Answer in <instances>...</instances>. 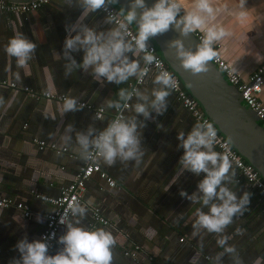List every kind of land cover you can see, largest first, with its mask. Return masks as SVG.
Wrapping results in <instances>:
<instances>
[{
  "label": "crops",
  "instance_id": "obj_1",
  "mask_svg": "<svg viewBox=\"0 0 264 264\" xmlns=\"http://www.w3.org/2000/svg\"><path fill=\"white\" fill-rule=\"evenodd\" d=\"M213 2L217 7L225 3L229 6V10L218 13L215 21L231 32L217 43L219 55L234 72L247 79L264 60V0H247L249 17L244 24L235 17L238 0ZM185 3L190 6L191 0H185ZM81 12L79 7H69L63 0H48L34 10L16 13L0 10V81L13 82L16 86H0V97L4 101L0 105V195L13 202L21 201L31 210V214L24 217L13 205L0 207V264H10L20 258L15 247L19 240L25 237L30 242L39 240L44 214L52 206L34 194L55 198L60 188L72 180L86 153L77 142V133H86L92 127L94 137L98 130L104 129L114 111L107 107V101L118 99L119 90L128 89L134 78L121 84L99 82L83 70L65 77L62 55L68 35L66 25L76 23ZM104 19L98 11L83 22L106 31L112 25H106ZM17 33L37 44L35 57L27 69L17 68L15 58L4 51L8 40ZM72 55L78 63L83 59L82 50ZM128 55L130 59H138L141 66L140 53ZM17 72L21 77L19 81L16 80ZM156 76L147 74L137 87L149 99H152L154 89L163 87L154 83ZM23 87L27 90H22ZM44 91L54 96L70 94L77 102L89 104L92 109L83 107L61 113L63 101L44 99ZM168 91L167 108L162 115L153 110L147 119L137 116L144 124L138 129L143 150L139 164L119 157L108 164L100 155V168L113 178L115 186L108 187L103 179L93 174L85 183L79 204L85 208L84 216L73 215L68 221L89 230L105 228L111 231L117 241L112 264H214L216 254L223 251L217 244L218 234L202 231L193 235L194 213L200 205L179 195L181 189L189 195L197 192L198 183L205 174L196 176L179 163L184 149L179 146L177 137L183 132L186 138L196 122ZM258 99L264 106V80ZM136 102L137 98L133 96L130 107L125 110V118L135 115L131 106ZM97 107L103 109L99 119L93 114ZM68 125H72L70 131ZM32 138L65 147L66 151L55 153L47 147L39 149ZM233 171L232 167L229 175ZM233 177L231 181H225V185L238 197L244 192L251 193L250 203L243 215L233 218L223 235L228 237L229 246H235L240 264H264V199L235 183ZM94 208H98L107 220L105 225L92 219ZM238 228L242 229L241 233H237ZM66 231L67 224L58 229L49 249L50 255L63 248L58 241ZM135 245L138 249L134 257L126 255L125 252ZM204 255L210 259L203 258ZM220 264H235L233 255L225 253Z\"/></svg>",
  "mask_w": 264,
  "mask_h": 264
},
{
  "label": "clouds",
  "instance_id": "obj_2",
  "mask_svg": "<svg viewBox=\"0 0 264 264\" xmlns=\"http://www.w3.org/2000/svg\"><path fill=\"white\" fill-rule=\"evenodd\" d=\"M63 3L82 10L76 23L66 25L68 35L62 55L65 77L83 70L85 73L90 72L92 78L99 82L106 80L121 84L131 77L142 82L148 69L142 68L138 59H130L128 53H143L146 64H158L157 57L148 51V41L169 30H175L183 37L191 33L202 34L195 52L186 49L180 39L171 41L169 47L175 48L185 70L193 75L206 74L210 71L211 62L219 58L214 45L231 35L227 28L215 23L218 13L229 10V6L225 3L217 7L213 0H191L190 6H186L185 0H154L151 6L147 0H127L118 13H109L105 17L104 23L112 25L106 31L97 30L95 26L89 27L83 21L100 10L106 11L109 6L119 4L120 0H63ZM246 4L247 0H238L235 17L240 24H244L249 17ZM133 24L137 26L136 36L128 39V29ZM36 49L37 44L21 33L12 36L4 46L6 54L14 57L17 68L22 69H27L35 57ZM81 50L83 59L78 63L72 54ZM20 79L17 72L16 80ZM154 83L163 87L152 91V99L137 88H121L118 99L107 101V107L116 109L117 115L94 137L95 129L92 127L86 133H77L78 144L85 151L93 147L108 164L114 163L117 157L124 161L135 160L139 164L143 150L138 129L143 128L144 124L137 120V116L147 119L153 110L162 115L167 108L168 89L176 86L173 76L167 71L157 75ZM133 96L137 98V102L131 106L135 115L125 118L123 109L130 107L129 101ZM3 103L0 97V105ZM83 107V103H78L77 98L69 94L63 100L61 113L78 111ZM68 129L70 131L72 125H68ZM177 138L179 146L184 149L180 165L196 176L205 174L198 183L197 192L189 195L181 189L179 193L194 205H200L194 213L193 235L202 231L218 234L220 238L217 244L223 251L216 254L214 264H220L225 253L232 254L235 264H240L235 246L227 244L228 237L223 233L233 223L234 217L248 210L251 193L244 192L238 197L235 191L225 185L224 182L231 181L235 172L229 175L232 168L229 156L213 150L217 142V129L213 123L197 122L186 138L183 132ZM69 209L74 216L83 217L85 214V208L79 204H69ZM66 215L61 217V224L66 223ZM40 219L38 216L37 220ZM76 224L79 225L80 221L77 220ZM236 231L241 233L242 229ZM48 239L45 237L30 242L25 237L19 240L15 247L20 258L10 264H112L113 248L117 243L112 232L105 228L89 230L70 222L67 223L66 233L59 237L58 242L63 248L55 255L49 254Z\"/></svg>",
  "mask_w": 264,
  "mask_h": 264
},
{
  "label": "built area",
  "instance_id": "obj_3",
  "mask_svg": "<svg viewBox=\"0 0 264 264\" xmlns=\"http://www.w3.org/2000/svg\"><path fill=\"white\" fill-rule=\"evenodd\" d=\"M47 2L48 0H30L24 2H8L6 0H0V10L15 13L26 10H34L39 6L46 4ZM100 12L105 17L109 13H118L117 10L113 7V5L109 6L106 11L100 10ZM128 31L130 33L128 39H133L136 36V32L131 26H129ZM193 35L200 44L202 34L193 33ZM214 47L217 48L218 51V44L214 45ZM147 48L148 51H150L153 55L157 57V61L159 62L158 64L156 62H153L152 64H146L143 60L144 54L140 53L142 55L141 67H146L148 69L147 74L152 73L159 75L164 71L169 72L173 76V79L176 84L175 88H171L169 90L174 94L176 100L181 103V106L185 110H187V112L190 114V116L196 123L203 121L211 122V120L199 108L196 101L185 90L178 77L173 74L172 71L166 66L163 59L156 52L154 46L148 43ZM212 64L218 69L225 81L236 90L238 96L242 100L245 107L250 109L254 113V115L260 120V122L264 123V106L258 99V95L261 91L264 80V60H262L256 66V68L249 74L247 79L241 78L238 73L234 72L230 68V66L220 57V55L217 60L212 61ZM140 84L141 82L138 81L136 77H134L133 80L128 84V90H132V88H137ZM1 85H7L11 88H15V84L13 82L0 81V86ZM22 90L26 91L27 87H23ZM33 97L39 99V97ZM42 97L47 100L55 101H63L65 98L64 96H54L49 91L42 92ZM78 103H83L84 107L92 109L89 104H85L84 102ZM125 110L126 109H123V115H125ZM93 111L95 118L99 119L102 116L103 109L101 107H97L93 109ZM98 113L100 115H98ZM116 115L117 111L116 109H114L110 121ZM102 130L103 129L98 130L95 135H97ZM31 141L35 143L39 149L47 147L53 150L55 153H62L66 151L65 147H57L54 143L46 144L44 141L38 140L36 138H32ZM214 148L217 152L227 154L229 156V159L232 163V167L237 170L236 182H241V184L247 189H251L255 193L261 194L264 197V180L259 176V174L249 163H246L240 157V155L231 147L229 142L225 138H223L218 132L217 142L214 144ZM99 156L100 155L93 147H89V149L83 155L82 165L74 173L72 180L65 186L60 188L58 195L55 198H49L44 195L34 194L36 198H39L40 200L47 202L48 204H50V206H52V209L44 214V226L39 233V240L45 237L49 238V249L56 239L58 229L60 227L65 226L69 219L73 217V214L69 209V204H80L82 202V194L85 190V183L93 174L96 173L99 178L103 179V181L108 187L115 186L113 178L100 169V165L98 162ZM9 205H13L15 208L20 209L24 217H28L31 214L30 208L25 203L21 201L13 202L11 199L2 197L0 195V207H7ZM65 214H67L66 223L61 224L59 221L62 216H65ZM91 217L94 221L102 225H105L107 223V220L104 218L98 208L92 209ZM53 233L55 234L54 237L52 236ZM178 240L181 241L182 238H179ZM137 249L138 246L135 245L132 250L125 252V254L133 258ZM203 258L210 259L207 255H204Z\"/></svg>",
  "mask_w": 264,
  "mask_h": 264
},
{
  "label": "water",
  "instance_id": "obj_4",
  "mask_svg": "<svg viewBox=\"0 0 264 264\" xmlns=\"http://www.w3.org/2000/svg\"><path fill=\"white\" fill-rule=\"evenodd\" d=\"M30 1V0H21ZM154 0H147L149 6ZM127 0L113 5L119 11ZM135 32L137 26L130 25ZM180 39L186 49L195 52L200 45L193 33L181 36L175 30L151 38L153 45L166 66L175 74L188 94L211 120L217 132L225 138L240 157L249 163L264 180V127L254 113L245 107L236 90L229 85L218 69L212 64L206 74L193 75L182 67L175 48L169 47L171 41Z\"/></svg>",
  "mask_w": 264,
  "mask_h": 264
},
{
  "label": "trees",
  "instance_id": "obj_5",
  "mask_svg": "<svg viewBox=\"0 0 264 264\" xmlns=\"http://www.w3.org/2000/svg\"><path fill=\"white\" fill-rule=\"evenodd\" d=\"M16 87V86H15ZM235 169V168H234ZM236 179H237V170L235 169V175H234V177H233V181L235 182V183H237V184H239V185H242L241 184V182H236ZM243 186V185H242ZM244 187V186H243ZM256 195H259L261 198H263L264 199V197L261 195V194H256Z\"/></svg>",
  "mask_w": 264,
  "mask_h": 264
},
{
  "label": "rangeland",
  "instance_id": "obj_6",
  "mask_svg": "<svg viewBox=\"0 0 264 264\" xmlns=\"http://www.w3.org/2000/svg\"><path fill=\"white\" fill-rule=\"evenodd\" d=\"M261 124H262V126L264 127V123L261 122Z\"/></svg>",
  "mask_w": 264,
  "mask_h": 264
},
{
  "label": "bare ground",
  "instance_id": "obj_7",
  "mask_svg": "<svg viewBox=\"0 0 264 264\" xmlns=\"http://www.w3.org/2000/svg\"><path fill=\"white\" fill-rule=\"evenodd\" d=\"M13 2V1H12ZM24 2V1H23ZM101 169V168H100Z\"/></svg>",
  "mask_w": 264,
  "mask_h": 264
}]
</instances>
